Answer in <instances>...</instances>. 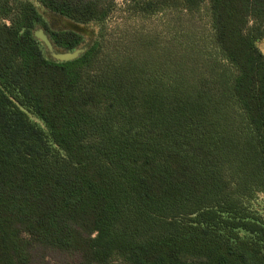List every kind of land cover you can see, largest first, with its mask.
<instances>
[{"label": "trees", "instance_id": "1", "mask_svg": "<svg viewBox=\"0 0 264 264\" xmlns=\"http://www.w3.org/2000/svg\"><path fill=\"white\" fill-rule=\"evenodd\" d=\"M37 2L101 28L87 41L29 0H0V264H34L37 249L67 264H264V226L237 198L264 191V0H125L143 13L208 3L227 88L109 57L115 0ZM37 30L57 53L84 51L57 61Z\"/></svg>", "mask_w": 264, "mask_h": 264}, {"label": "rangeland", "instance_id": "2", "mask_svg": "<svg viewBox=\"0 0 264 264\" xmlns=\"http://www.w3.org/2000/svg\"><path fill=\"white\" fill-rule=\"evenodd\" d=\"M37 8L51 25L67 27L66 20L52 17L46 10ZM102 26L104 51L109 57H139V63H145L146 71L152 72L153 77L169 80V83L178 75H184L191 79H188L190 82L208 79L213 83L224 82L226 85H222L227 88L235 74L213 41L208 3L192 11L170 6L153 13H143L132 9L125 0H115V7ZM83 28L89 32L86 35L89 41L97 36L101 25L90 23ZM257 45L264 52V39ZM43 50L45 55H50L46 47ZM228 109L232 121L247 130L240 109L232 103ZM39 124L44 128L42 122ZM237 198L239 212L264 226V191L256 188ZM34 255V264H67L71 261L69 255L49 250L37 249Z\"/></svg>", "mask_w": 264, "mask_h": 264}, {"label": "water", "instance_id": "3", "mask_svg": "<svg viewBox=\"0 0 264 264\" xmlns=\"http://www.w3.org/2000/svg\"><path fill=\"white\" fill-rule=\"evenodd\" d=\"M29 1H31V0H29ZM31 2H32L36 7H40V8H42V7L40 6V4L37 2V0H36V2H33V1H31ZM42 9H43V8H42ZM65 24L67 25V28H69V29H71V30H74V31H76V32L83 33L84 35H87V34L89 33V32H87V31L83 28V26H85V25H83V24H75V23H73V22H71V21H68V20H66V23H65ZM35 37L45 45V47H46V48L48 49V51H49L50 56H51L53 59L57 60V61H69V60H73V59H75L76 57H78L79 54H81V53L84 51V48H78V49H75V50H73V51H69V52H65V53H57V52L53 49V47H52V45H51L49 39L47 38V36L44 34V32H43L42 30H37V31L35 32ZM262 52H263V51H262ZM263 54H264V52H263ZM16 104H17L18 107H19L23 112H25V113H26L31 119H34L36 122L41 123V120H39L37 117L33 116V115H32L27 109H25L23 106H21V105L18 104L17 102H16Z\"/></svg>", "mask_w": 264, "mask_h": 264}, {"label": "flooded vegetation", "instance_id": "4", "mask_svg": "<svg viewBox=\"0 0 264 264\" xmlns=\"http://www.w3.org/2000/svg\"><path fill=\"white\" fill-rule=\"evenodd\" d=\"M87 38V37H86Z\"/></svg>", "mask_w": 264, "mask_h": 264}]
</instances>
